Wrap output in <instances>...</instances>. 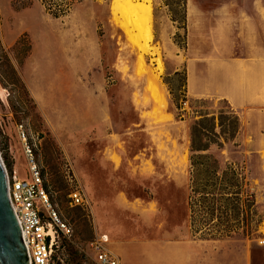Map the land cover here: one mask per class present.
I'll return each mask as SVG.
<instances>
[{"label": "rangeland", "instance_id": "obj_1", "mask_svg": "<svg viewBox=\"0 0 264 264\" xmlns=\"http://www.w3.org/2000/svg\"><path fill=\"white\" fill-rule=\"evenodd\" d=\"M252 2L151 0L141 51L115 24L112 0H0V158L27 176L21 124L71 229L59 236L67 264H97L89 244L102 233L121 264H264V137L253 142L252 115L241 125L222 93L232 56H264L263 4ZM196 125L204 153L237 168L254 199L252 225L225 238L190 227L205 215L188 198ZM66 166L85 209L69 203Z\"/></svg>", "mask_w": 264, "mask_h": 264}, {"label": "built area", "instance_id": "obj_2", "mask_svg": "<svg viewBox=\"0 0 264 264\" xmlns=\"http://www.w3.org/2000/svg\"><path fill=\"white\" fill-rule=\"evenodd\" d=\"M22 140L26 142L24 152L27 161V176L18 179L14 170L7 173L8 196L21 227L22 238L27 249L29 264H67L64 246L59 236L71 234L53 207L46 189L41 167L36 161L33 148L26 141L23 126H18ZM68 182V198L71 206L88 207L83 189L72 171L65 167ZM61 233V234H60ZM107 234H98L89 247L97 264H121L119 255L108 247Z\"/></svg>", "mask_w": 264, "mask_h": 264}, {"label": "trees", "instance_id": "obj_3", "mask_svg": "<svg viewBox=\"0 0 264 264\" xmlns=\"http://www.w3.org/2000/svg\"><path fill=\"white\" fill-rule=\"evenodd\" d=\"M194 133L198 139L192 136L190 147L189 206L192 212L197 207L206 216L192 217L190 227L201 236L225 238L236 233L239 224L252 225L249 213L254 199L237 168L222 164L213 153H204L210 145L201 140L204 132L200 125L195 126Z\"/></svg>", "mask_w": 264, "mask_h": 264}, {"label": "crops", "instance_id": "obj_4", "mask_svg": "<svg viewBox=\"0 0 264 264\" xmlns=\"http://www.w3.org/2000/svg\"><path fill=\"white\" fill-rule=\"evenodd\" d=\"M252 3L254 5H260V0L258 2L253 0ZM262 4L263 7L258 8L259 12L255 14V16H257V23H259L258 25H260V28L264 33V0H262ZM230 65V90L228 91L227 89L222 88V93L226 95L224 97H228L227 95L229 94L228 98L230 99L231 107L240 110V112H238L240 114H238V117L241 125L243 124L241 116L246 117L248 113L252 115L253 120H251L250 124L255 126L256 131L258 129L253 142L258 143L261 139L260 137H264V56H248L246 58L232 56L230 58ZM239 65L246 66V70L240 71ZM220 74L221 79H224L225 73L221 72ZM187 81L189 89L191 86L189 77ZM250 102H252L254 106L248 107V110L243 112L242 108L246 107ZM255 151L261 152L263 150L256 147Z\"/></svg>", "mask_w": 264, "mask_h": 264}, {"label": "water", "instance_id": "obj_5", "mask_svg": "<svg viewBox=\"0 0 264 264\" xmlns=\"http://www.w3.org/2000/svg\"><path fill=\"white\" fill-rule=\"evenodd\" d=\"M0 264H29L21 227L8 196L7 171L0 158Z\"/></svg>", "mask_w": 264, "mask_h": 264}, {"label": "bare ground", "instance_id": "obj_6", "mask_svg": "<svg viewBox=\"0 0 264 264\" xmlns=\"http://www.w3.org/2000/svg\"><path fill=\"white\" fill-rule=\"evenodd\" d=\"M111 10L115 24L126 32L130 42L145 51L153 37L151 0H112Z\"/></svg>", "mask_w": 264, "mask_h": 264}]
</instances>
